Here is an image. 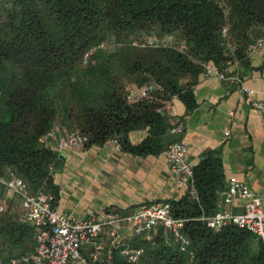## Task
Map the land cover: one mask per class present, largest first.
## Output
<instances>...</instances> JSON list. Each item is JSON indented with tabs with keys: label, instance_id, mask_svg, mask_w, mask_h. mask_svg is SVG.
I'll return each instance as SVG.
<instances>
[{
	"label": "trees",
	"instance_id": "trees-1",
	"mask_svg": "<svg viewBox=\"0 0 264 264\" xmlns=\"http://www.w3.org/2000/svg\"><path fill=\"white\" fill-rule=\"evenodd\" d=\"M264 27V0H0V178H21L30 193L55 196L58 153L43 138L59 123L88 137L85 146L145 127L150 142L168 130L163 106L172 98L195 106L193 89L211 63L244 62ZM223 28L227 29L225 37ZM150 36L157 48H140ZM109 45L108 54L97 49ZM226 44H230V48ZM105 46V45H104ZM153 92L136 102L135 88ZM195 198L170 202L185 220L192 257L160 230L135 264H264V248L246 230L214 232L200 220L215 212L224 185L219 163L193 170ZM5 188L0 184V203ZM34 229L0 212V264L34 250ZM115 264H130L114 255ZM22 264V263H18Z\"/></svg>",
	"mask_w": 264,
	"mask_h": 264
},
{
	"label": "crops",
	"instance_id": "crops-1",
	"mask_svg": "<svg viewBox=\"0 0 264 264\" xmlns=\"http://www.w3.org/2000/svg\"><path fill=\"white\" fill-rule=\"evenodd\" d=\"M258 41L262 46L249 50L244 62L230 64L228 78L208 79L201 74L193 89V109L172 98L173 116L168 120V130L151 141L145 151L136 150L144 142L147 146L149 134L145 127L128 132L123 147L117 140H109L101 145L57 151L56 141L44 140L60 159L53 171V184L58 190L56 209L77 219L99 209L125 216L149 203L182 199L187 193L177 186L162 155L176 141L186 145V162L193 170L204 160L219 163L224 186L228 181L246 183L264 207V116L249 105L251 99L264 98V27L260 28ZM232 76L254 91L251 98L240 99L239 86ZM176 124L185 127L182 135L169 132ZM54 129L56 139L67 137L73 130L59 123ZM226 132L229 136L222 142ZM242 206L243 201L236 200L229 209L240 213Z\"/></svg>",
	"mask_w": 264,
	"mask_h": 264
},
{
	"label": "built area",
	"instance_id": "built-area-1",
	"mask_svg": "<svg viewBox=\"0 0 264 264\" xmlns=\"http://www.w3.org/2000/svg\"><path fill=\"white\" fill-rule=\"evenodd\" d=\"M227 32L223 28L221 34L225 37ZM140 48H157L159 40L150 36L142 42H134ZM230 48V44H226ZM262 42L258 41L249 47V50L260 48ZM104 49V45L92 48L85 54V59L93 52ZM228 62L224 68L219 69L211 63L203 66V74L208 79L223 80L228 78ZM231 80L239 86L238 95L241 100L251 98L254 91L242 86L238 77ZM152 84L135 88L127 93L129 102H136L153 92ZM250 107L264 116V98L250 100ZM162 110L168 118L173 116L171 101L166 103ZM185 127L176 124L170 127L173 135H182ZM55 129H50L44 140L56 141L57 151L66 148L83 147L88 137L76 130H72L67 137L56 139ZM229 132L224 134L225 142ZM169 172L175 178L179 188L195 198L194 172L186 162L187 147L182 141L171 143L163 152ZM0 184L5 188L8 196H18L21 200L22 216L20 222L34 229V250L31 254L15 258L12 264H115L114 255L124 258L128 263H137L143 255V249L133 244L135 240L150 243L160 230L170 236L178 244L181 252L190 251V241L183 234L184 219L172 215L168 202L149 203L134 213L122 216L116 212L99 209L91 212L83 219H77L56 209V198L51 193L43 191L28 192L26 183L19 177L10 174L7 178H0ZM236 200H242L240 213H233L229 209ZM5 200L0 203V212L4 210ZM200 220L206 227L214 232L227 226H235L249 232L264 248V207L260 197L255 194L244 182L228 181L219 192L215 212L210 216H202ZM128 238V240L126 239ZM132 239V241H130Z\"/></svg>",
	"mask_w": 264,
	"mask_h": 264
},
{
	"label": "rangeland",
	"instance_id": "rangeland-1",
	"mask_svg": "<svg viewBox=\"0 0 264 264\" xmlns=\"http://www.w3.org/2000/svg\"><path fill=\"white\" fill-rule=\"evenodd\" d=\"M104 49H101L103 53L108 54L110 51H112V47L109 45L104 44ZM2 200H5L4 210H9L10 214L14 216L15 218L19 219L22 216V210H21V200L18 196H13L12 199L7 198L6 192L4 191L2 195ZM1 200V201H2Z\"/></svg>",
	"mask_w": 264,
	"mask_h": 264
}]
</instances>
